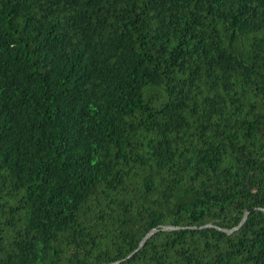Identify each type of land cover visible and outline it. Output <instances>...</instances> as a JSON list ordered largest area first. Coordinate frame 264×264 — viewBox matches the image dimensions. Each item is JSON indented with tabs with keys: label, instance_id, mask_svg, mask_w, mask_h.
Wrapping results in <instances>:
<instances>
[{
	"label": "trees",
	"instance_id": "trees-1",
	"mask_svg": "<svg viewBox=\"0 0 264 264\" xmlns=\"http://www.w3.org/2000/svg\"><path fill=\"white\" fill-rule=\"evenodd\" d=\"M0 264H264V0H0Z\"/></svg>",
	"mask_w": 264,
	"mask_h": 264
}]
</instances>
